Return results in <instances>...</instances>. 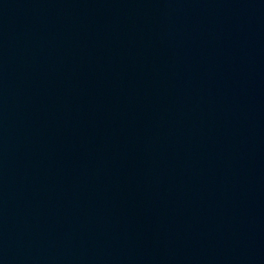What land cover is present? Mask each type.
Wrapping results in <instances>:
<instances>
[{"label": "water", "instance_id": "obj_1", "mask_svg": "<svg viewBox=\"0 0 264 264\" xmlns=\"http://www.w3.org/2000/svg\"><path fill=\"white\" fill-rule=\"evenodd\" d=\"M0 264H264V0H0Z\"/></svg>", "mask_w": 264, "mask_h": 264}]
</instances>
